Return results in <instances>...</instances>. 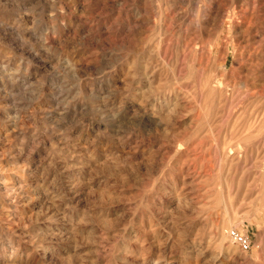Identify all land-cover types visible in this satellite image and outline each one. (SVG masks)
Segmentation results:
<instances>
[{
  "label": "rangeland",
  "instance_id": "374dc122",
  "mask_svg": "<svg viewBox=\"0 0 264 264\" xmlns=\"http://www.w3.org/2000/svg\"><path fill=\"white\" fill-rule=\"evenodd\" d=\"M0 264H264V0H0Z\"/></svg>",
  "mask_w": 264,
  "mask_h": 264
},
{
  "label": "built area",
  "instance_id": "2783aa9c",
  "mask_svg": "<svg viewBox=\"0 0 264 264\" xmlns=\"http://www.w3.org/2000/svg\"><path fill=\"white\" fill-rule=\"evenodd\" d=\"M229 242L235 245L240 251L246 252L249 250L250 242L248 236L240 231L232 228L226 232Z\"/></svg>",
  "mask_w": 264,
  "mask_h": 264
}]
</instances>
